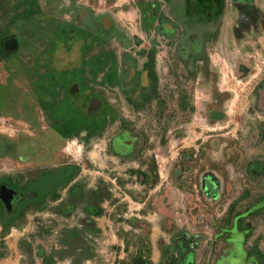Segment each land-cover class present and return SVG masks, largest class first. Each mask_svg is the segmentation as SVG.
Masks as SVG:
<instances>
[{
	"label": "rangeland",
	"instance_id": "rangeland-1",
	"mask_svg": "<svg viewBox=\"0 0 264 264\" xmlns=\"http://www.w3.org/2000/svg\"><path fill=\"white\" fill-rule=\"evenodd\" d=\"M35 2L38 12L34 16L8 26L7 33L15 34L19 48L0 61V140H11L0 156V175L11 176L20 188L34 192L39 183L51 184L45 186L39 202H27L17 227L11 228L5 236L0 227V247L4 246V241L7 243L4 247L7 254L0 258V264H16V260L6 259L11 253L19 255L20 264H43L46 263L43 257L51 254L55 255L54 264L75 257L76 248L70 251L62 239L72 228L87 239L98 235L96 227L91 223L87 225L88 218L95 224L107 220L101 235L114 234L133 241L128 246L130 255L142 247L147 264H168L169 257L181 253L182 249L181 264L189 250H193L189 258L192 264H221L226 245L223 216L231 201L235 202L233 215L237 210L245 213L244 225L241 222L245 241L238 240L234 244L241 256L236 264H264V67L261 66L263 74L255 88V80L243 85L234 83L239 93H247L240 95L245 106H233L230 110L227 104L232 92H222L217 87L218 79L215 83L212 77L202 74L200 69L205 68L204 64L197 61L191 70L174 55L171 43L158 41L157 96L145 108L127 112L129 105L124 99L114 94L113 89L107 91L102 87L106 58L116 56L114 50L120 48L117 40L88 35L83 41L85 32L78 30L84 29L62 24L60 17L65 15L57 12L56 6L47 0ZM154 2L149 0L147 7L152 9ZM19 3L20 0H0V27H6L3 20L6 12L26 10L24 5L19 7ZM90 4L107 14L106 22L113 19L121 23L119 12L125 11L130 16L126 28L137 34L135 41L146 44L142 48H148L146 34L140 33L137 8L138 4L144 9V1L90 0ZM230 9L235 14L233 4ZM184 12L185 8L180 5L179 13ZM152 18L145 17L144 21L148 23ZM217 40L208 42L210 58ZM251 40L253 42L246 43L247 49L239 56L228 53L230 63L236 59L255 66L256 61L262 60L263 64L259 63L264 65V30ZM82 58L85 65L81 64ZM214 58L216 62L221 60L219 56ZM210 64H214L212 59ZM76 78L82 80L84 87L80 94L71 97L69 90L70 98L55 106L50 105L57 101L50 98L52 93L44 98L45 90L52 89L54 82L68 87L67 81ZM103 90L111 108L126 111L104 116L95 115L87 108V119L101 115L104 122L94 125L92 121L83 120L80 123L79 112L73 107L87 106L89 95L85 92ZM212 91L218 95V100L212 99ZM66 93L61 88L59 104ZM48 102L58 116L63 114L64 118L67 113L73 127H62V133L55 128L44 130L46 124L56 125L55 120H49L51 115L46 114V108L50 109ZM220 110L224 118L220 113L212 116L211 111ZM31 119L37 122L38 131L30 125ZM36 132L37 143L30 154ZM116 137L133 139L128 155L115 154ZM253 162L257 176L248 173ZM73 168L78 170L75 178L60 188ZM208 171L218 176V190L215 187L211 192L203 189L202 177ZM75 182L82 184L83 195L74 201L73 209L65 213L61 207L68 197L67 185ZM57 187L59 197L53 199L51 193L56 192ZM243 188L245 194L236 199ZM95 193L99 194L98 203L104 211L88 215L85 208ZM141 204H144V213L139 217L135 213L139 212L137 207ZM166 208L168 213L162 219ZM140 222L143 226L138 225ZM157 223L162 227H156ZM23 239L28 240L27 249L21 248ZM184 244L187 249L183 248ZM154 245L161 251L159 263L151 261ZM40 250L45 255H41Z\"/></svg>",
	"mask_w": 264,
	"mask_h": 264
},
{
	"label": "flooded vegetation",
	"instance_id": "flooded-vegetation-1",
	"mask_svg": "<svg viewBox=\"0 0 264 264\" xmlns=\"http://www.w3.org/2000/svg\"><path fill=\"white\" fill-rule=\"evenodd\" d=\"M233 1L234 2L232 4L235 6L239 14L238 30H235L236 32L238 31L239 34H241L244 30H246V28L248 29L250 27L255 30H264V0ZM226 4V0H155L152 5L151 14L153 18L140 29L143 34H146L147 41L150 43L148 48H142L146 45L145 43L142 45V42L139 40L135 41L137 37L134 33L117 26L115 23H113L112 26L103 19V28L101 30H98L95 27H83L84 30L78 31L85 32L84 36H82L83 41L88 37V35L98 37L102 36L104 40L107 41H111V39L117 40L120 48L119 50H114L116 56L113 57L109 55L106 58L108 61L107 65L109 67L107 66V69L102 76V78H106V82L104 83L105 85L102 87H104V90L107 91L109 89H113L114 94L119 95L118 97L120 98L122 97V99H124V101L129 105V110H127V112L145 108V106L157 96L159 89V72L156 66V47L158 41L162 42L164 40L173 45L172 50L174 51V55L177 56L185 66L192 70V68L196 66L197 61L204 64L205 68L200 69V72L205 74V76L208 75L212 78L215 77V79L211 78V81L218 79L217 87L219 90L222 92L230 90L232 92L231 98H235L247 93V91H241V93H239V91L233 87V85H235L234 83L237 82L238 84L243 85L247 83L249 84L255 80L253 87L255 88L259 83V80H261L264 65H260V63L263 64L262 60L256 61L255 66H253L252 63H240V60L236 59H234L233 63H230L228 54L219 52L215 47L210 58L207 51L208 42L213 41L214 38H218ZM180 5H183L185 8L183 15L179 13ZM87 16L88 14L86 15V18ZM78 24L81 27V23ZM214 56H219L221 60L216 62ZM211 59L214 63V69L213 65L211 66L210 64ZM115 61L117 62V66L114 65ZM84 63L85 61L82 58L81 64L85 65ZM74 83H77L79 88L78 92L75 94H80V89L83 87L82 80ZM90 87L91 86H89V88ZM104 90L98 93L92 92L90 94L85 92V94L89 95L86 103L87 106L81 109L78 105H76L73 107L75 112L78 111L79 114H84L86 113L85 110L89 108L90 110H93L95 115L103 114L105 116L109 113H124V111H126L125 109L121 110L118 108H111L109 106L110 102L108 101ZM213 95V98L218 100V95L216 93ZM92 97H99L102 100V103L99 105L97 103L96 107H90V100ZM64 100L65 98H62L60 104H63ZM100 105L101 107H99ZM46 111V114L51 115L49 120H55L56 125L55 127H51L49 124H46L43 129H49L52 131L53 128H55L56 131L62 133V126H64L69 120V115L66 113V117L64 118L61 117L63 114L58 116L53 112V107H50V109L46 108ZM78 119L79 118H77V120ZM36 123V121L31 119L30 125L34 127L35 131H38ZM78 131L80 132L79 128L77 132ZM36 135L37 132L34 136L36 141L34 143L31 142L32 150L30 151V154H33V146L37 143ZM19 138L21 137L19 136ZM10 142V139L0 140V156L3 155ZM133 142V139L116 137L113 141L115 154L128 155L129 152L127 149L133 145ZM255 166L256 165L253 162L252 166L250 165L248 173L256 175L255 171H253ZM3 184L11 187L15 190V192L11 198L10 205H8L0 196V223L2 225L4 220L9 224L17 223L22 210L28 206L27 202L32 201L35 202L34 204L39 202L43 193H45V186L48 187L51 183H39L36 189L37 192L36 190L34 192L32 190L29 191L20 188L11 176L7 177L2 174L0 175V188ZM75 184H78L77 187L72 189V186ZM209 185L211 189H213V184L209 183ZM67 186L68 197L63 200L64 202L61 207V210L65 213L71 211L74 207V201H77L79 197L83 195L82 184L75 182L74 184ZM58 187L54 188L56 192L60 191L58 190ZM245 192L246 189L243 188L240 195L237 196L236 199L242 197ZM98 201L99 194H92L90 201L85 208V212L88 215L96 214L99 208ZM234 210L235 202L231 201L223 216L225 226L223 228V233L225 235L224 239L226 245L224 248V254L220 260L222 262L221 264H236V262H238L241 258L234 244L237 243L238 240L245 241V235L241 229L244 225L245 213L240 212L241 210H237V212L233 215L232 212ZM2 217L5 218L3 219ZM86 221H89L88 224H93V220L91 221L90 218ZM240 247L241 248L239 249H244L241 244ZM183 251L184 250H182V252ZM182 252H179L176 256L170 258L168 264H181L179 257H182ZM184 264H192V261L188 258L186 260L184 259Z\"/></svg>",
	"mask_w": 264,
	"mask_h": 264
},
{
	"label": "crops",
	"instance_id": "crops-1",
	"mask_svg": "<svg viewBox=\"0 0 264 264\" xmlns=\"http://www.w3.org/2000/svg\"><path fill=\"white\" fill-rule=\"evenodd\" d=\"M125 1L126 0H124V3H125ZM140 1L145 2V8L143 9L137 4V8L140 11V22H139L140 28L139 29H141L143 26L146 25V22L144 21L145 17L152 18V15H151L152 9H149L147 7V6H149V0H140ZM47 2L52 6H56V8H58L57 12H62V14L64 13V15H65L64 17H60L62 15L59 16L62 19L61 20L62 24L72 26V27L74 26V27H77L80 29H84L83 27H85V28L86 27H95L96 29L101 30L103 28L102 27V19L105 21V19H106L105 17L107 14L101 12L94 5L90 4V0H56V1L55 0H47ZM226 2H227L226 9L224 10L225 12H224L223 19H222V25L220 26V31H219V35H218L219 41L217 40L216 44H214V45H215L216 50H218L219 52L226 53V54H228L230 52L229 54H233L234 56H239V54L241 52H244L247 49L246 43H248V42L250 43L252 41L251 38H253L255 35H257V33L260 30H258V29L255 30V29H252L250 27L248 29L246 28V30H244L241 34H239L238 31L236 32L235 30H238L239 14H238L236 8H235L236 9L235 14H233V12L230 11L231 10L230 5H232V3L234 2L233 0H226ZM87 14H88V16L86 18ZM52 15H54V17H55L54 13H52ZM52 15H50V17L53 20ZM119 18L121 19V23H117L113 19L109 20L107 23L112 25V26H113V23H115L117 26L127 29L128 23H130V16L127 15L125 13V11L121 10L119 12ZM75 22L81 23V27L78 23H75ZM96 24H99V27H97ZM108 32H110V31H108ZM140 33L143 34L142 30ZM134 35H137V34H134ZM17 40H18V38H17ZM18 43H19V40H18ZM248 47H250V46H248ZM107 63H105L104 66L107 67L108 66ZM114 65L117 66L116 61H115ZM79 81H81V79H79V78H76L75 80H72V81L68 80L67 81L68 87L63 83L58 84V82L57 83L54 82V84H53L54 86L52 85V88H54L55 91H53L51 95H58L59 96V94L61 92V88H63L67 92L66 95L64 96L65 99H67L69 97L70 93H71L70 95L72 97L73 95H75L76 92H71V88L75 84L74 82H79ZM70 82H71V85H70ZM102 82L105 83L106 78H102ZM82 88H84V87H82ZM47 89L49 90V88H47ZM48 90H45L46 96L50 95L49 93H51V91H48ZM69 90H70V93H69ZM241 96H244V95L242 94ZM241 96H237L235 98L230 99L229 104H227V106H230V110L233 109V106H236V108L239 106H242V107L245 106L243 104L244 98L242 97L240 99ZM212 99H215V98H213V96H212ZM239 99H240V101H239ZM220 111L221 112L211 111V114L213 116V115L220 113V114H222V116L223 115L225 116V114L222 113V110H220ZM224 116H223V118H224ZM223 118H221V119H223ZM65 125H66V123H65ZM143 205L141 204L138 207L136 206L139 209L138 210L139 212H136L135 214L138 215L139 217L142 216L144 213V210L142 209L144 207ZM167 213H168V210L166 208L163 211L162 219H164L166 217ZM106 222H107V220H101L100 222H96V224H95V222L93 221L92 226L97 228L96 230L94 228V230L97 231L99 234L94 235L88 239H87V237H84L85 235L80 233L79 230L77 229L78 230L77 231L78 236L76 238V241H74L73 237L72 238L68 237L67 234H68L69 230H67L65 233L66 236L64 237V239H65L64 243H66V245L70 251L73 250L74 248H76L77 251H76L75 257L65 258L64 260H62L61 264H86V263L87 264H146L147 260H146L145 256L142 255V253H143V249H141L142 247L139 248V246H138L139 250H136L134 255H130V253L128 251V246L131 243L133 244V241H130L126 238L117 237L116 235L111 234V233H110L111 234L110 237H106L105 235H101L102 234L101 232H103L102 228H106V225H107ZM2 223H3V225L0 223V227L2 228V230H4V226L6 224H9V223H6L5 220ZM18 225L19 224L13 223L11 228L17 227ZM87 225H90V224H87ZM138 225L143 226V223L140 222V224H138ZM20 226H22V225H20ZM127 226H130V225L127 224ZM156 227L160 228V227H162V224L159 225L157 223ZM159 228H157V229L159 230ZM11 235H12V233L9 236H11ZM140 239H143V238L140 237ZM154 243L155 242H153V244ZM3 244L5 247L7 243L4 241ZM88 244H91L90 250L88 249ZM20 245H21V248L27 249L29 246L28 240H25V239L21 240ZM155 246L156 245L153 246V254H152V260L151 261L152 262L158 261V263H159L160 257H161V251H160L159 247H157V246L155 247ZM4 247H2V246L0 247V249H2V251H3V255H0L1 259H3L4 256L7 254ZM183 248L187 249L188 247L184 244ZM192 252H193V250H189L187 252V253H189V254H187L188 259L192 258V256H193ZM43 255H45V254H43ZM175 255H177V254H175ZM175 255H172L171 257H173ZM18 256L19 255L14 256L11 253L8 255V257H6V259L16 260V264H20ZM43 259H44V261H46L45 257H43ZM169 259H170V257H169ZM126 260H129L130 262H127ZM54 261H55V256H54ZM43 264H46V263H43ZM51 264H54V263H51Z\"/></svg>",
	"mask_w": 264,
	"mask_h": 264
},
{
	"label": "trees",
	"instance_id": "trees-1",
	"mask_svg": "<svg viewBox=\"0 0 264 264\" xmlns=\"http://www.w3.org/2000/svg\"><path fill=\"white\" fill-rule=\"evenodd\" d=\"M20 5H24L25 6V8H26V10L24 11V12H17V13H13V14H10L9 13V11L8 12H6L5 13V15L3 16V20H5L6 21V27L4 26V27H0V30H1V32H2V35L0 36V61H3V60H5V59H7L9 56H11L12 54H14L17 50H18V48H19V43H18V47L16 48V49H9L7 46H6V44H5V42H6V40H8L9 38H16L15 37V34H13V33H7V28H8V26H12V25H14L16 22H18V21H20V20H22V19H26V18H31L32 16H34V14L36 13V12H38L37 10H38V8H36L35 7V5H36V2H35V0H20V3L18 4V6L20 7ZM48 91H51V93L53 92V91H55V89L54 88H52V89H50V90H48ZM42 97V96H41ZM40 97V98H41ZM47 97L48 96H44V98H46L47 99ZM54 98V99H56L57 101L55 102V103H52V104H50L49 102H48V105L50 104V105H52V106H55V105H61V104H59L58 103V99H59V96L58 95H52L50 98ZM70 98V96L67 98V99H69ZM48 101V100H47ZM49 105V106H50ZM52 106H50V107H52ZM77 114V113H76ZM78 116V118H79V122L81 123L83 120H85V121H92V123L91 124H94V125H96V124H102L103 122H104V119H103V117H101V116H99V117H93V118H91V119H87V116L85 115V113L84 114H79V115H77ZM63 127V126H62ZM65 127L66 128H68V129H70L71 127H73V124H72V121L71 120H68L67 121V123H66V125H65ZM76 129V128H75ZM77 169H75V168H73L72 170H70L69 171V174H68V177H67V179H66V181L65 182H63L62 184H61V186H60V188H63V186H65L69 181H71V180H73L74 178H75V176H76V174H77ZM77 185L78 184H75L74 186H72V189H74V188H76L77 187ZM59 192H53L52 194H51V197L53 198V199H57L58 197H59V194H58ZM102 198H104V194H103V197ZM103 211H104V209L102 208V206H99V208H98V210H97V212H96V214H102L103 213ZM4 219V218H3ZM11 226H12V223H10V224H6L5 226H4V233H3V235H6L7 233H8V231L10 230V228H11ZM77 229L76 228H72V229H70L69 230V232H68V237L69 238H72L73 237V239H74V241H76V238H77V236H78V233H77ZM65 236H66V234H65ZM64 236V237H65ZM62 242H65V239L63 238L62 239ZM2 247H4V246H2ZM41 255H43L44 254V251L43 250H40V252H39ZM0 255H3V251H2V249H0ZM54 254H51V255H49V256H47L46 257V264H51V263H53L54 262ZM146 264H147V262H146Z\"/></svg>",
	"mask_w": 264,
	"mask_h": 264
},
{
	"label": "water",
	"instance_id": "water-1",
	"mask_svg": "<svg viewBox=\"0 0 264 264\" xmlns=\"http://www.w3.org/2000/svg\"><path fill=\"white\" fill-rule=\"evenodd\" d=\"M5 44L9 49H16L18 47V40L17 38H9L8 40H6ZM78 89V84L75 83L71 88V92H77ZM97 103L99 105L100 103H102V100L99 97H92L90 100V107H96ZM99 107H101V105ZM209 183H212V187H215L216 190H218L219 178L212 171L205 172L202 177L203 189L207 192H211ZM14 192L15 190L7 186L6 184H3L0 188V196L8 205L11 204V198L13 197ZM216 196L217 194L215 193V197Z\"/></svg>",
	"mask_w": 264,
	"mask_h": 264
},
{
	"label": "bare ground",
	"instance_id": "bare-ground-1",
	"mask_svg": "<svg viewBox=\"0 0 264 264\" xmlns=\"http://www.w3.org/2000/svg\"><path fill=\"white\" fill-rule=\"evenodd\" d=\"M239 91V90H238ZM236 103V102H235Z\"/></svg>",
	"mask_w": 264,
	"mask_h": 264
}]
</instances>
